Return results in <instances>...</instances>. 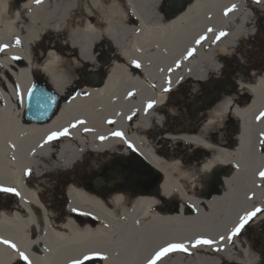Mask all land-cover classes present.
Segmentation results:
<instances>
[{
  "label": "bare ground",
  "instance_id": "obj_1",
  "mask_svg": "<svg viewBox=\"0 0 264 264\" xmlns=\"http://www.w3.org/2000/svg\"><path fill=\"white\" fill-rule=\"evenodd\" d=\"M233 5L235 11L225 16ZM254 8L264 10V0H192L173 16L167 15L162 0H43L39 5L34 0H0V45H7L0 52V186L20 193H0L5 200L0 205V240L14 243L31 264H71L86 254H98L93 264H146L168 243L190 245L203 237L217 245L171 253L162 264H258L260 257L243 240L244 230L231 244L226 239L220 243L219 237H226L247 211L264 209V180L258 175L264 170V119L256 121L264 111V76L247 88L238 77L239 92L221 97L200 129L186 127L166 138L170 152L158 146L152 133L162 113L174 115L168 102L163 104L169 93L183 87L193 91L215 78L219 63L249 37ZM208 28L214 32L207 33ZM220 31L228 35L213 43ZM52 32L64 33L65 45L38 43ZM204 34L208 38L196 45ZM103 45L113 56L102 84L78 89L44 125L22 119L33 73L44 75L49 87L64 95L74 77L69 68L74 54L79 61L74 65L95 69V48ZM189 48L195 52L185 60ZM168 77L171 91L165 94ZM149 101L155 106L146 112ZM230 116L239 125L234 142L219 133ZM76 121L84 123L71 127ZM64 128L69 129L67 136L39 146L51 132ZM115 131L136 151L113 137ZM132 155L146 169V180L133 178L120 189L100 191L71 180L68 206L60 215L56 197L47 201V177L68 174L85 158L95 161L89 170L100 166V171L111 156ZM26 169H31V180L24 176ZM209 174L215 177L212 183ZM10 195L16 196L14 204L7 202ZM252 221L263 222L264 214ZM217 246L223 251H214ZM19 263L25 264L18 252L0 244V264Z\"/></svg>",
  "mask_w": 264,
  "mask_h": 264
},
{
  "label": "flooded vegetation",
  "instance_id": "obj_2",
  "mask_svg": "<svg viewBox=\"0 0 264 264\" xmlns=\"http://www.w3.org/2000/svg\"><path fill=\"white\" fill-rule=\"evenodd\" d=\"M253 21V31L251 34H249V44L248 46H251L252 52H251V62L250 64H247L246 67L241 66L240 63H232L233 58L226 59L224 62L221 63V71H220V84L217 86V89L220 92L221 97L226 96H234L236 92H239V90L236 88L237 84L240 82L236 78L244 79L241 84L247 85L251 83H256L257 80L260 78V76H264V10H260V8H254L251 11ZM103 48L106 54L103 55ZM113 52L110 51V49L107 46H101L95 48V58H94V64H96L95 69L90 68H84L83 66L80 67L78 72L75 74V76L72 78L71 84L73 86H81L84 87L86 85H100L102 84L105 79L107 78L106 69L107 66L104 65V62L107 58L109 63L112 59ZM241 69V70H240ZM91 70V72H90ZM97 80H100V82L95 83ZM66 91V90H65ZM64 102V100L61 102V104ZM168 105L166 107L170 108L174 111V115L171 117H167V114L162 113V120L159 128H153L152 133L154 134V139L159 141L158 146L162 147L164 152H170V146L167 141V137H173L174 133H178L179 131H183L186 127H196L194 126V122L192 120L194 119V115L197 113V111L202 110L204 108L212 106L215 101L214 99H210L205 101L203 106H195V101L186 100L185 103H179L177 104L174 100H168ZM180 106L183 107V111H180ZM59 108V106H58ZM184 109H186V113L184 115L182 114L184 112ZM187 109H190V116L187 113ZM186 114V115H185ZM187 118V119H186ZM185 119V120H184ZM26 122V121H25ZM197 122V121H196ZM227 123L230 122V127L226 129L225 133H229L224 138L225 141H235L234 137L236 136L237 132V123L234 121V119L230 116L227 118ZM164 138V139H163ZM161 142H165L164 145ZM182 151L184 152L185 149L182 147ZM128 167L131 169V172L127 171L122 174V172L125 170V168ZM103 170V169H102ZM114 170H116L121 176H119V184H114L113 186H119L123 183L128 185L131 179L133 178H139L140 181L146 180L148 177L146 169L142 167H136L134 164H128L123 165L120 162H116L114 166ZM112 173L108 172L107 169L103 170L101 172L103 181L101 183V186L103 188L109 187L111 185L115 178H111ZM135 175V177H134ZM51 189L50 194L48 193V197L51 198L49 201V198H47V201L49 203H52V199L56 197V202H58L59 206L62 208V204L60 202L59 192L62 187L59 180L57 181L58 185V191L55 193L54 191V180L51 178ZM50 183V182H49ZM54 183V184H53ZM52 194V195H51ZM58 198V201H57ZM14 200H16V196L10 195V200H7L9 204H14ZM5 200L0 199V205L4 204ZM8 204V205H9Z\"/></svg>",
  "mask_w": 264,
  "mask_h": 264
},
{
  "label": "snow or ice",
  "instance_id": "obj_3",
  "mask_svg": "<svg viewBox=\"0 0 264 264\" xmlns=\"http://www.w3.org/2000/svg\"><path fill=\"white\" fill-rule=\"evenodd\" d=\"M43 2V0H34V3H36L37 5L41 4ZM256 3H260V0H255ZM235 11V5H233L232 7L228 8L225 10L224 15L227 16L229 13ZM214 29L212 28H208L207 29V33H213ZM228 33L224 32V31H220L219 33L215 34V39L213 40V43L218 42L222 37L227 36ZM207 34L204 35H200L196 40H195V44L196 45H201L203 41H205L207 39ZM15 43L17 45H19L20 41L19 39H16ZM7 48V45H0V52L5 51ZM195 52V48H189L187 50L186 55L184 56V59L187 60L189 57L193 56ZM13 59H19V57H13ZM134 67L136 68H140L141 65L138 61H133L132 62ZM180 66V61H177L176 63V67L178 68ZM168 71L171 73L172 71H174V69L169 68ZM183 78L181 77L180 80L177 81V83L179 84L181 82ZM165 84L167 85L164 89L163 92L166 94L168 92L171 91V85H172V80L171 77H168L165 80ZM133 95L132 93H129V96ZM36 104L39 107L41 104H50V100L46 97L43 96V94L38 95L36 97ZM155 106V101H149L146 105V109L145 111L147 112L148 110L152 109ZM133 115H135V113H133ZM129 120L132 119V116L128 117ZM262 119H264V111H261L257 116H256V121L260 122ZM109 124L114 123V121H107ZM84 121H76L75 123H73L71 125V127L75 128L77 126V124H83ZM87 131V129H86ZM69 134V129L68 128H64L62 131L59 132H51L43 141V144L39 145L40 147H43L44 144H49L55 140H57L60 137H65ZM113 137H118L121 140H124V142L127 144L128 148L131 149L133 152L136 151L135 147L128 142L125 137L124 134L120 131H115L111 134ZM101 140L106 139V137H100ZM260 141H261V148L264 149V132H262L260 134ZM123 165H128L131 164L133 162L131 161H124L121 162ZM31 175V169H26L24 172V176H30ZM259 178L261 180H264V170H260L259 173ZM207 180L209 183H212L215 180V177L211 174H209L207 176ZM0 193H10L16 196H19L20 193L17 191V189L12 188V187H5V186H0ZM252 197H249V199H251ZM75 211V209H74ZM258 214H264V209H261L259 207L254 208L251 211H247L245 214H243L242 216L239 217L238 222L230 229L228 235L225 236H220L219 237V242L223 243L225 241V239L228 241L229 244H231L232 240L234 237L238 236L242 230L245 229V227L255 218L258 216ZM82 215H86V213H82ZM0 244H4L7 247L11 248L13 251H17L18 252V256L19 259L24 261L25 264H31V261L29 260L28 256L24 253L21 252L17 249V246L8 241V240H0ZM213 245H217V241L215 239H207V238H203V237H199L196 238L193 242L189 244H185V243H168L165 246L160 247L158 250H156L154 252L153 255H151V257L149 259H147L146 264H162V261L165 257L169 256V254L171 253H175V252H188L189 248L191 249H197L200 248L202 246H207V247H212ZM214 251H223L222 248H219L218 246L213 248ZM96 256H98V254H86L83 256L82 259H74L71 261V264H86V262L93 260ZM100 259H107V257H99ZM262 264H264V261H262Z\"/></svg>",
  "mask_w": 264,
  "mask_h": 264
},
{
  "label": "rangeland",
  "instance_id": "obj_4",
  "mask_svg": "<svg viewBox=\"0 0 264 264\" xmlns=\"http://www.w3.org/2000/svg\"><path fill=\"white\" fill-rule=\"evenodd\" d=\"M47 34H48V36L46 38H49L50 40L54 39V40L59 41V43L64 44V40H65L64 39V37H65L64 33L63 34H57V33L52 32V33H47ZM247 44H249V41L247 42ZM244 45L240 46L242 48L241 51H235V53H233V56L226 57L228 59L230 57L233 58L232 59V63H234V64L235 63H240L242 68H243V66L246 67L247 64H250V62H251V59H250L251 57L250 56H251V52H252L251 46H248V49H246V47L245 48L243 47ZM66 49H68L69 51L71 50L68 47H66ZM73 59H74L73 64L69 68H70V70L72 69V73L71 74H74V76H75V73H77L76 72L77 69H79L82 65H80V64L74 65L75 62H79L76 59V55L75 54L73 56ZM77 67H79V68H77ZM75 69H76V71H75ZM68 72L69 71H67V74H68ZM220 77H221V75H220V71H219V73L215 75V78H213V79L210 78L209 81L207 80L204 83H202L201 85L196 86L195 90L188 91V89L186 87H183L182 89H178L176 91V93L172 94L169 99L170 100H174L177 104H179V103L183 104V103H185L186 100H191V101L197 100V101H200L203 98V94H205V93L213 94L215 92L214 89L220 84ZM69 80H72V77H70ZM197 95H198V97H195ZM219 96L214 99V101L216 100L215 102H217V100L220 101L219 99L221 98V95H219ZM192 99H194V100H192ZM198 107H200V106H198ZM179 109H180V111H183V107L182 106H180ZM203 111H204V108L202 110L197 111V113L194 115V119L192 120V122H194V126H196L197 129L201 128V124L206 119L207 113L204 114ZM187 113H188L189 116H190V114H192L190 112V109H187ZM182 114L184 115V113H182ZM197 119L198 120L200 119L199 120L200 123L196 122ZM222 127H223V129H222V131L220 130L219 133H221L220 134L221 135L220 136L221 139L224 140V138L226 137V133H227V132L225 133V131H226L227 128L230 127V122L225 123L224 126H222ZM237 131H238V128H237ZM228 134L229 133H227V135ZM185 150L188 151V149H185ZM116 160H117V158L111 156L109 158V160L106 162V166L109 165L108 168L114 170L115 164H112V163H115ZM81 161L82 162H80L79 165L76 167L77 169L80 168V171L82 172L81 175H79L77 177V179L79 180L80 178H82L84 180V182L86 183V185H90L91 182H88V179H90V177H91L90 175H93V174L99 172V171H97V169L100 168V166H98L96 168L94 166L93 170H89L90 164L95 163V161L91 160V158H85L84 160H81ZM127 171L131 172V169L126 167L125 170L122 172V174L127 172ZM64 173L65 172H60V173L54 175L53 177H47L46 180H45L46 183H44V184H48L49 182L52 183L51 180H50L52 178L54 180V183H55V184L53 183L54 186H55V188H54L55 191L54 192L57 193V191H58V185H57L58 183H57V181L59 180L60 182L66 183V180H64V178H67V176H65ZM134 177H135V175H134ZM69 181H70V179H69ZM69 181H67L68 182L67 186L69 184ZM67 186L65 187V189L67 188ZM50 199L51 198H49V201H50ZM57 201H58V198H57ZM54 205L56 207V211L60 215L61 211H63V210L59 206L58 202H56V204H54ZM261 234H264V221L261 222V223L256 224V226L250 227L248 230H246V232H244V236H243V240L246 243V245H250V247H253V249H255V252L260 257V259L264 256V247L262 246L261 238H260Z\"/></svg>",
  "mask_w": 264,
  "mask_h": 264
},
{
  "label": "water",
  "instance_id": "obj_5",
  "mask_svg": "<svg viewBox=\"0 0 264 264\" xmlns=\"http://www.w3.org/2000/svg\"><path fill=\"white\" fill-rule=\"evenodd\" d=\"M188 2L189 0H166L165 7L167 14L174 15L179 13L180 11L184 10V8L186 7L185 5ZM42 85L46 87L47 91L45 93H43L42 91H36L32 94L30 93L27 96L24 118L30 122L36 121L44 123L45 121H49L53 116V113L50 112L52 109L51 99H55V97H57V94L53 92V90L48 87L44 83V81ZM41 94H43L44 97L50 100V104H41L39 107L37 106L36 97ZM86 264H92V262L88 261L86 262Z\"/></svg>",
  "mask_w": 264,
  "mask_h": 264
}]
</instances>
